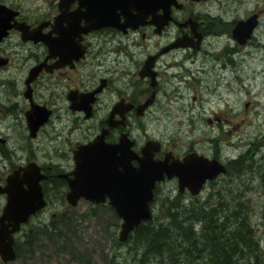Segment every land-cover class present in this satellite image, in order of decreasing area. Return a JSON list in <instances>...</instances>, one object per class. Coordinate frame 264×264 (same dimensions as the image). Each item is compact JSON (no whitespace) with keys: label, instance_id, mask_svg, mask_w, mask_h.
<instances>
[{"label":"flooded vegetation","instance_id":"af4514ba","mask_svg":"<svg viewBox=\"0 0 264 264\" xmlns=\"http://www.w3.org/2000/svg\"><path fill=\"white\" fill-rule=\"evenodd\" d=\"M0 19V26L7 21L26 27L22 35L11 26L0 38V167L6 168L0 185L13 170L34 162L44 174L39 181L46 200L12 232L15 258L27 221L47 205L68 202L80 144L106 127L107 140L127 132L139 151L146 139H157L144 133V141L137 142L133 130L142 131L145 120L169 115L185 89L215 88L222 72L238 79L246 58L264 52V0H0ZM14 33L17 39L10 40ZM15 53L23 54L20 77L8 67ZM208 74L214 78L205 85ZM197 97L194 93L192 101ZM189 108L182 105L179 114ZM228 119L216 111L206 117L220 127ZM13 139L22 142L14 147ZM193 150L176 153L161 142L155 156L170 151L182 157ZM218 151L205 155L226 167L242 160L241 154L225 160ZM5 203L0 191V215ZM15 258L0 254V264Z\"/></svg>","mask_w":264,"mask_h":264},{"label":"rangeland","instance_id":"374dc122","mask_svg":"<svg viewBox=\"0 0 264 264\" xmlns=\"http://www.w3.org/2000/svg\"><path fill=\"white\" fill-rule=\"evenodd\" d=\"M16 36L15 33L12 34L10 40L17 39ZM16 49V47L13 48L14 51ZM261 54L264 55V52L259 50L255 57L246 58L243 64L244 68L237 72L238 79L234 78L235 75L232 72L225 71L216 75L218 86L215 88L200 86L185 89L183 99L170 106L169 115L157 113L156 117L145 120V127L142 131L134 129L133 133L137 136L138 143L144 141V133H147L149 136L159 139L163 148H171L176 153H182L190 147H195L198 152L210 155L213 150L219 149L218 152L225 160L239 156L246 149L251 148L253 155L249 160L252 161V167L245 169V172L229 181L230 191L227 186H224L225 180H228L229 176L222 174L217 179L215 178L216 180L213 179L212 183H207L198 197L201 203L209 199L204 205H208V203L211 205L221 200L222 203H225L222 210L227 213L236 208V202H239V199H234V197L238 193L243 195L240 196V200L249 201L247 206L251 216L247 223L256 230V236L264 249V57L261 58ZM175 56L179 57L181 54L178 53ZM22 57L23 54L17 56L15 53L12 63L8 66L12 72H18L17 77L21 75L19 71L22 69ZM205 78V85L212 84L214 75L208 74L205 75ZM194 93H197L198 96L195 102L192 101ZM0 96H2L1 90ZM182 105L192 108H189L191 111L188 114L181 116L179 113ZM212 111L228 117V122H223L221 127L216 122L208 124L206 117L211 115ZM193 113L194 117L192 118L190 116ZM89 125H93L92 122ZM82 127L85 128L86 125ZM82 127L78 128L79 135ZM222 129L225 132L229 131L227 135L220 134ZM10 142H13L15 147L22 140L13 139ZM52 158L56 160V156ZM42 159L47 160V158ZM5 170V167H0L1 172ZM220 191L223 192V195L218 193ZM177 192L175 179L160 182L155 190L156 203L153 204L154 207L152 205L153 214L158 213L160 202L164 197H173ZM183 194L186 200L190 199L188 191ZM92 205L94 204L84 198H81L75 205L68 203L64 198L61 202L47 205L39 217H32L27 221L25 229L39 223H50L52 217L59 216V211L63 209L67 210L70 215L78 213L80 214L78 219L79 241L82 246L93 252L92 255L100 263L103 264L107 261L115 263L116 261V264H133L131 259L133 252L128 254L126 248L129 242L117 245L114 239V235L118 234L120 228V219L116 225L115 216L110 211H104L101 207H97V211L94 212ZM95 206L98 205L95 204ZM52 212L57 213L56 216H52ZM240 213L244 215V213ZM235 218L236 215L230 216L227 224L229 227L232 226ZM60 228L65 229L64 226ZM38 231L43 232L44 228L42 227ZM42 240L46 245L38 246L31 255L29 252L23 253L7 264H78L77 260L71 261L72 255L67 248L57 252V247L61 244L60 240L55 243L47 239ZM262 260L264 261V254L261 255V262Z\"/></svg>","mask_w":264,"mask_h":264},{"label":"water","instance_id":"95a60500","mask_svg":"<svg viewBox=\"0 0 264 264\" xmlns=\"http://www.w3.org/2000/svg\"><path fill=\"white\" fill-rule=\"evenodd\" d=\"M11 26L25 34V26L6 21L0 26V38ZM108 132V128L103 127L92 140L80 144L74 151L76 165L73 177L68 179L67 198L72 205L80 198L94 203L107 201L120 218V240H125L141 222L152 218L158 182L175 177L179 191L187 189L191 194H198L207 180L227 169L219 158L195 150L182 157L170 151L163 157L155 156L161 149V142L154 138L146 139L137 151L133 148L134 139L127 132H122L116 141L106 139ZM38 169L34 162L20 166L7 175L4 185H0V191L6 193L0 215V254L3 259L16 256L12 232L46 203L39 181L44 174Z\"/></svg>","mask_w":264,"mask_h":264},{"label":"trees","instance_id":"16d2710c","mask_svg":"<svg viewBox=\"0 0 264 264\" xmlns=\"http://www.w3.org/2000/svg\"><path fill=\"white\" fill-rule=\"evenodd\" d=\"M252 154V149L248 148L241 154L242 160L227 165V171L223 174L229 176L224 183L229 191L231 186L229 181L245 172V169H251L252 161L249 158ZM185 191L178 190L173 197H164L158 213L153 214L151 219L141 222L125 240H120L118 234L114 235L117 245L129 242L126 248L128 254L133 252L131 256L133 264H264L263 260V263L261 262L264 249L256 236V230L247 223L251 215L247 206L249 201L240 200V196L243 195L238 193L234 197L239 199L236 208L224 213L222 207L225 203L221 200L204 205L209 199L201 203L199 193L191 194L188 191L190 199L186 200L183 194ZM218 193L223 195L221 191ZM154 201L155 198L152 205L156 203ZM91 203L94 204L92 205L94 212L97 211V207L110 211L115 216V224L118 225L120 218L110 204ZM236 210L238 211L235 212ZM68 214L69 212L63 209L59 216L52 217L50 223H39L24 230L17 243L18 256L26 252L31 255L35 248L46 245L42 239L52 243L60 240L57 252L67 248L72 255L71 261L77 260L78 264H102L92 255L93 252L82 246L79 241L80 214ZM235 215L236 218L229 227L227 224L230 216ZM62 226L65 229H61ZM42 227L44 231H38ZM103 264H116V261L115 263L107 261Z\"/></svg>","mask_w":264,"mask_h":264},{"label":"bare ground","instance_id":"6f19581e","mask_svg":"<svg viewBox=\"0 0 264 264\" xmlns=\"http://www.w3.org/2000/svg\"><path fill=\"white\" fill-rule=\"evenodd\" d=\"M263 181V180H262ZM130 234V233H129Z\"/></svg>","mask_w":264,"mask_h":264}]
</instances>
